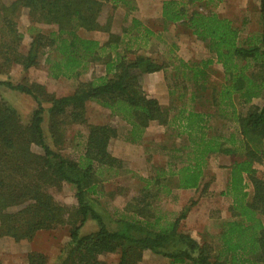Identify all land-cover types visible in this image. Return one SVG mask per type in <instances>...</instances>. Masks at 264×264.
Here are the masks:
<instances>
[{"label": "trees", "instance_id": "obj_1", "mask_svg": "<svg viewBox=\"0 0 264 264\" xmlns=\"http://www.w3.org/2000/svg\"><path fill=\"white\" fill-rule=\"evenodd\" d=\"M119 7L126 10V19L137 8L136 0H0V74L16 65L28 70L39 63L45 51H50L46 62L53 78L78 79L92 63L105 66L104 75L80 81L72 93L62 96L36 82L27 85L0 80V237L31 241L42 230L69 225V240L52 264H139L145 250L171 263L264 264V176L257 167L264 164V0H260L261 34L249 39L247 45L240 43V30L230 18L197 11L189 14L183 0L163 2L164 21L186 20L191 33L213 54L199 62L179 59L175 68L183 70L182 87L186 91L193 88L188 100L198 99L201 106H209L207 110L180 106L174 114V106L149 96L142 84L145 74L168 66L139 52L155 32L132 16L131 24L120 34L115 33L112 25ZM24 10L31 30L36 23L53 27L49 33H32L25 52L21 50L24 33L18 22ZM82 30L103 31L108 38L100 41L82 35ZM122 44L124 48H120ZM133 44H137L135 49ZM214 62L221 64L225 79L208 86L206 68ZM2 87L35 100L37 106L28 121L3 98ZM185 92L179 98L188 94ZM204 93L208 97L202 100ZM256 98L262 103H254ZM90 101L123 119L129 125L125 139L132 143L142 140L151 122L174 126L178 135L185 136L184 143L168 148L170 163L155 174L139 178L142 184L138 193L113 219L115 228L107 225L105 217L110 214L100 199L106 196V173L127 167L109 150L118 129L107 123H88L86 105ZM44 102L49 103L47 108ZM237 104L248 108L239 112ZM210 106L216 110H210ZM228 108H232L239 128L226 134L222 128L228 125L222 123L217 128L212 119L215 115L232 119L227 116ZM45 112L53 146L43 127ZM71 124L88 126L78 157L65 150L66 127ZM32 145L39 146L42 152L34 151ZM215 154L232 160L227 185L221 192L231 198L232 216L221 222L217 248L181 228L194 201L173 219L165 218L157 204L174 190L198 189L208 160ZM63 183L75 186L73 207L59 201L53 192L60 190ZM209 183L204 187L208 188ZM249 183L253 186L251 197L246 190ZM88 220L94 221L97 228L82 233ZM111 254L118 255L116 263L107 260ZM49 261V256L40 250L27 254V264Z\"/></svg>", "mask_w": 264, "mask_h": 264}, {"label": "rangeland", "instance_id": "obj_2", "mask_svg": "<svg viewBox=\"0 0 264 264\" xmlns=\"http://www.w3.org/2000/svg\"><path fill=\"white\" fill-rule=\"evenodd\" d=\"M3 1L9 2L10 0ZM143 1H148L153 6V16L158 15L159 18L158 20H155L154 23H148L151 28H154L153 31L155 32V36H152L149 44L144 48H140L139 52L156 57L158 60L164 61L165 64L168 65L165 70L160 71L163 73L165 83H167L168 86L167 90L164 88V92L162 91L160 93L166 97L168 96V103L165 105L174 106L172 114L176 113L180 106H187L189 108L198 110H207V106H209L207 103L205 106H201L202 103L198 99L197 101L193 102L188 100L191 93L190 91L193 88L186 91L182 87L184 85L183 70L180 67L177 69L175 66H179V59L190 62H199L200 60L212 58L213 54L210 53L203 41L191 33L187 27L186 20H181L174 23L165 21V24L162 23V19H160V10H157V6H161L165 0H142V2ZM183 1L186 2L189 14L197 11L203 12L205 14L215 13L221 17L230 18L233 24L239 28V41L244 45H247L249 39L252 37L259 36L261 34L263 27V17L260 10V0H222L218 3L208 2L206 0L196 2H190L186 0ZM147 7L148 6L145 5L144 9L146 10ZM125 14L126 10L123 7H119L115 11L112 30L117 34H120L123 28H126L131 24L132 16L137 17L142 22L144 21V17H140L142 13H140L139 9H135V11L130 13L126 19ZM18 22L20 29L24 33L21 46V50L24 52L28 49L32 33H35L36 31L49 33L53 28L48 24L36 23L34 24L35 29L31 30L29 17L27 15V11L25 10L20 14ZM143 24L145 23L143 22ZM80 33L84 36L95 38L100 41H105L108 38V33L103 31L87 32L82 30ZM133 33L134 31H130V34ZM179 34H184L186 36L184 37V40L179 43L173 41L172 39L174 36L178 37ZM128 38L129 37H127L125 40L127 41ZM136 46L137 44H133V49H135ZM124 47L125 44L120 46V48ZM49 55L50 51H45L42 53L39 63L30 67L28 70H23L19 65L12 67L8 73L0 74V80H11L14 83L21 82L27 85L31 84L32 82H36L44 85L48 92L54 93L57 96H62L72 93L80 81L92 79L95 76H101L105 74V66L102 63H92L78 79H67L64 77L53 78L49 75L48 63L46 62ZM206 74L208 76V78H206L208 86L221 84L225 79L223 68L221 64L217 62L207 66ZM151 78L152 79L149 80L146 78L142 79V84L144 81V85H146L145 88L148 91L153 90L155 86L157 87V84L162 81V75L160 74L159 77L157 75H152ZM186 83H189V81ZM208 89L209 90H207V94L210 92V87ZM156 91L159 92L158 88ZM182 92H185L187 95L179 98ZM204 94L205 95L202 100L208 97L206 93ZM1 95L16 108L19 115H21L25 122L30 119L34 109L37 106L35 100L31 96L6 87H2ZM253 102L261 104L262 99L256 98ZM43 104L46 108L49 106V103L47 102H44ZM236 107V109H239V112H245L248 108V105L242 106L237 104ZM210 110L215 111L216 108L213 109V107H211ZM215 113H217V111ZM226 113L228 117H234L232 108H228ZM86 117L88 123L90 124L107 123L115 126L119 132L117 137L118 141L132 143L125 139L129 125L120 117L112 114L110 109L102 106L100 103L95 101L88 102L86 105ZM233 117L232 119H229L221 117L220 115H215V117L212 119V123L215 124L217 128L220 127V124L226 123L228 127L222 128V132H226L227 134L239 128L238 123ZM48 118V113L45 112L43 127L47 135L48 143L53 146V140L51 139L49 133ZM87 132V125L71 124L66 127L65 150L67 153H70L76 157L82 153ZM184 138L185 136L178 135V132L174 126H165L154 122L146 131V137L144 140L146 145L144 152H142L140 149H138V151L135 149L128 151L130 153V157L124 159L127 169L124 168L117 173L116 171L106 173L107 181L104 183L106 196L102 197L100 200L102 205L106 206V212L110 214V216L105 217V221L110 228L116 227L113 219H115V217L123 211V208L132 198V196L138 193V189L142 184L139 178L155 174L157 169L170 163L172 159L170 158L169 149L184 143ZM115 146L116 145L114 144V147ZM32 149L38 153L42 152V149L37 145H32ZM231 162L232 160L230 156L215 154L209 158L208 164L206 166L205 180L206 182H210L208 188L209 193H212L211 198H217L219 200L218 203L220 206L223 205L224 208L227 207L229 204L228 202L231 201L230 197L221 194L222 190H224V182H226L225 180L229 178V165L227 166L226 164H230ZM257 167L264 176V164L258 165ZM53 192L56 198L62 203H65L71 207L75 206L76 189L74 185L63 183V186L60 190L56 191L53 189ZM112 193L114 196H112ZM180 195L181 193L179 189L174 190L171 195L164 196L160 201L157 202L158 206L164 212L165 218L173 219L175 215H177L184 207V202H182V200L186 201L187 203L191 200L189 199L187 193H183L182 196ZM210 213L211 215L209 218V225L206 227L209 229L207 233H202V227L199 229L202 238L200 241L206 240L217 248L218 245L216 235L221 229L223 217L227 216V211L224 209V211L219 213L217 208H215ZM184 226H186L185 222ZM96 228V223L94 221L88 220L81 228V232L86 233L93 231ZM184 230H186V228H184ZM68 231L69 225L57 227L51 230H42L38 235L35 236L34 239L29 241V243L14 242L11 239H9L8 242H3V240L6 239L0 238V241L2 242L0 243V261L2 264H27L26 250L29 248L24 244H29L30 249L44 250L42 252L49 256V264H52L56 259L55 253L58 244L62 246L69 240ZM163 258L161 255L157 256L153 253H147L145 262L142 264H172L168 258ZM117 259L118 255L107 256V260L111 263H116ZM160 259H162L164 262L162 263Z\"/></svg>", "mask_w": 264, "mask_h": 264}, {"label": "crops", "instance_id": "obj_3", "mask_svg": "<svg viewBox=\"0 0 264 264\" xmlns=\"http://www.w3.org/2000/svg\"><path fill=\"white\" fill-rule=\"evenodd\" d=\"M145 5L148 6L146 8V10L144 9V6ZM136 6H137L136 9L137 10L139 9L140 10V13H142L140 15V17L141 16L144 17L143 18L144 19L143 22L149 28H151L148 25V23H154V21L155 20H158V18H159L158 15H157L158 17L157 16H153L154 15V11H153V8H152L153 6L148 1L147 2H144L143 1L142 2V0H136ZM162 8H163V3L161 4V6H159V7L157 6V10H160V14H161L160 15V19H162V23L165 24L167 21L165 22L164 21V18L162 16ZM171 23H174V22H171ZM151 29L153 30L154 28H151ZM184 37H186L184 34H181V35L179 34L178 37H175L174 36V38L172 40L179 43L182 40H184ZM160 71H156V72H152V73H147V74H145L143 76V78H146L147 80H149V79H152L151 78L152 75H157L159 77V75L161 74L162 75V81L157 84V87L155 86V88L153 90L148 91V90H146V88H145L146 85H144V81H143V88H144V90L146 91V93L149 96L155 97L156 99L159 100V102L161 104L165 105V104L168 103V100H167L168 99V96L166 97V96H164V95H162L160 93L162 91L164 92V88H166V90H167L168 86H167V83H165L163 73L160 72ZM146 76L149 77V78H147ZM157 88H158L159 92L156 91ZM167 94H168V92H167ZM152 123H154V122H151L149 124V126L152 125ZM149 126L146 128V131L149 129ZM146 131L144 133L145 135L142 137V140L140 142H137V143H128V142H125V141L119 142L118 139H117L118 136L112 138L110 140V143H109V150L111 151V153L114 156L119 157V158H121L123 160L130 157V153L128 151H131L133 149H135L137 151H138V149H140V150H142V152H144L145 145H146L144 143V140H145V137H146ZM114 144L116 145L115 147H114ZM226 165L228 166L229 164H226ZM227 180L228 179H226L225 180L226 182H224L223 189H225V187L227 185V182H228ZM205 184H206V180L204 178L203 179V183L200 185V187L198 189L197 188H192V189H179L180 190V193H181L180 196H182L183 193H187L189 199H191L188 203L186 201L182 200V202H184V204H183L184 206L187 205V204H190L191 202L194 201V204L190 207V209H189V211L187 213L186 218L182 220L181 228H182L183 231L190 233V235L192 237H194L195 239H197L198 241H200L202 239L201 238V235H200V232H199L200 227L203 228V232L202 233H207V231L209 230L206 227H207V225H209V220H210L209 218H210V215H211L210 212L213 209L217 208V210L219 211V213L221 211H224V209H225V211H227V214H226L227 216L226 217L225 216L223 217V221L226 220V219L231 218V216H232V213H231V210H230L231 201L228 202L229 204L225 208H224L223 205L220 206V204L218 203L219 200L217 198H211L212 193H209V188H205L204 187ZM246 190L249 193V197H251L252 196V192H253V186L251 185V183H249L247 185ZM184 222H185L186 226H184ZM184 228H186V230H184ZM38 234L39 233H37V235ZM0 238H3V239L5 238L6 239V240H3V242H6V241L8 242L9 239H11L14 242L29 243V240L15 241L13 238L7 237V236L0 237ZM0 243H2V242L0 241ZM24 245H27V247L29 248L28 250H26L27 251L26 252L27 254H28L29 251L33 250L32 248L30 249L29 244H24ZM61 247L62 246L58 244V247H57V250H56V253H55L56 257L58 256ZM40 251H44V250H41L40 249ZM147 253H153V252L150 251V250H145L144 251V254H143V259H142V261L139 264H142V263L145 262ZM27 254H26V256H27ZM163 259H165V258H163ZM160 261L162 263L164 262L162 259H160ZM172 264H184V263H172Z\"/></svg>", "mask_w": 264, "mask_h": 264}]
</instances>
